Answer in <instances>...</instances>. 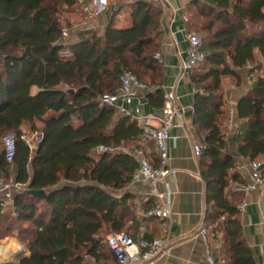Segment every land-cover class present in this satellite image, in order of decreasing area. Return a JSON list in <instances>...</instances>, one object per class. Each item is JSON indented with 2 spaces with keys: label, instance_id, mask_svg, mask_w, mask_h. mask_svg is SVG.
Here are the masks:
<instances>
[{
  "label": "trees",
  "instance_id": "16d2710c",
  "mask_svg": "<svg viewBox=\"0 0 264 264\" xmlns=\"http://www.w3.org/2000/svg\"><path fill=\"white\" fill-rule=\"evenodd\" d=\"M78 1L0 0V177L26 184L15 195L12 211L0 205V218L9 213L17 222L15 229L14 222L4 224L0 239L15 237L29 248L25 256L24 247L17 264H89L85 255L112 263L107 233L136 229L135 196L126 188L139 162L121 149L130 143L142 147L143 128L132 114H121L101 97L120 93L121 76L130 70L141 81L150 79L145 83L148 103L164 107V66L155 57L163 34L162 10L155 0H135L128 24L118 26L111 18L102 32L77 30L67 21L64 25L61 13L73 11ZM192 7L207 33L201 44L206 61L190 76L194 124L203 132L205 221L211 236L223 235L225 264H257L241 221L244 193L232 185L244 182L236 170L239 156L257 160L264 154L260 61L262 74L238 103L242 123L236 150L229 149L220 123L227 113L223 78L239 83V70L257 59L255 50L264 57V0H189V13ZM188 26L191 32L190 21ZM24 122L43 134L34 148L21 138ZM7 134L15 136L13 162L2 148ZM100 146L107 149L99 151ZM146 153L158 166L153 142ZM31 190L47 195L40 198Z\"/></svg>",
  "mask_w": 264,
  "mask_h": 264
},
{
  "label": "crops",
  "instance_id": "0c3cea01",
  "mask_svg": "<svg viewBox=\"0 0 264 264\" xmlns=\"http://www.w3.org/2000/svg\"><path fill=\"white\" fill-rule=\"evenodd\" d=\"M155 2L162 10L161 28L163 34L159 51L163 53L160 61L163 62L164 66V86L175 87L179 96L177 104L183 109L176 120V126L172 129L173 138L169 142V166L174 172L167 177L166 184L158 186L160 192L171 193L172 217L171 219L148 217L145 209L150 205H157L161 201L152 193L149 182L132 181L128 190L135 196L137 223L136 229H132L130 233L134 234V238H137L140 233H144L149 239L161 235L170 236L169 253L160 257L155 264H204L206 261V242L202 230L207 227L205 217L209 205L206 201V183L201 176L200 155L196 153L194 148L195 144H202L203 132L194 124V83L190 77L183 76L181 72V66L186 59L188 48L189 0H155ZM80 3L82 9L85 4H90L91 8H94L97 7L100 0H80ZM99 5L96 10H107L106 5ZM120 12L126 11L122 9ZM110 20L111 17L108 21L101 18L95 21L85 20L81 22V26L77 27V30L99 27L96 30L102 32ZM98 21H100L99 24H97ZM128 23L125 22L122 25ZM249 28L256 30L259 26L249 25ZM255 57L257 59L254 62L239 70V83L231 76L223 78L227 113L220 125L231 150L237 148L235 136L242 123L237 111L239 100L249 92L256 78L263 72L264 57L260 55L257 49L255 50ZM259 61L263 65L260 68L257 67ZM147 92L148 88L140 92L139 95L130 98L125 103L126 108L132 114L144 113L161 116L162 109L154 108L148 103ZM22 129L29 136H39L40 133L38 131L33 132L29 122H24ZM248 160L239 156L236 162V170L241 173L244 181L246 180V172L243 166ZM257 160L264 165V154L258 156ZM236 184L238 183L233 184L232 187H235ZM1 198L2 194L0 193V200ZM242 200H246L247 203L241 212L244 236L253 251L256 263L264 264V189L253 191L248 196L244 195ZM13 207L7 203V207L4 209L12 211ZM209 238L219 259H223L220 251L222 233H219L217 238L211 236L210 233ZM1 240L13 241L21 245L23 252L25 247L27 250L25 256L30 254L29 248L15 237H5Z\"/></svg>",
  "mask_w": 264,
  "mask_h": 264
},
{
  "label": "built area",
  "instance_id": "2783aa9c",
  "mask_svg": "<svg viewBox=\"0 0 264 264\" xmlns=\"http://www.w3.org/2000/svg\"><path fill=\"white\" fill-rule=\"evenodd\" d=\"M85 12H91V5L83 6ZM188 48L186 50V59L181 66L182 75L190 77L195 69L202 66L206 61V54L201 49L202 37L193 32H188ZM155 57L162 60L163 53L156 52ZM147 89V85L143 83L133 72L125 70L121 76V91L118 94H104L101 101L108 105L115 106L121 114H132L125 106V103L132 97L137 96L140 92ZM164 90V107L161 116H153L150 114L138 113L132 114L137 123L143 128L141 136L142 147L134 149L132 153L139 162V168L133 178V182L147 181L152 187V193L160 199V203L152 207L146 215L148 217H156L159 219H171L172 213L170 208L171 193L160 192L158 186L167 183V177L174 171L169 166L170 145L169 142L173 138L172 129L176 126V120L183 110L177 104L179 96L174 86L165 87ZM156 121V123H153ZM27 144L34 148V135L29 136L23 134ZM150 142H153L159 157V165L154 166L147 157V149ZM2 148L5 151L6 159L13 162L15 155V136L7 134L2 140ZM197 154H201V145L194 146ZM107 147L100 146L99 151L106 150ZM246 172V180L243 183L235 185L234 190L243 192L248 196L251 192L258 189H264V165L258 160H248L243 166ZM26 189V184L17 182L14 177L7 179L0 177V193L2 198L0 205L7 207V203L14 206L15 195ZM244 200L239 209L246 207ZM206 247V261L204 264H225L223 259L216 258L210 246V230L205 227L202 230ZM106 242L111 250L115 261L106 263L96 261L89 255L84 258L89 264H155L156 261L169 253L171 238L168 235L149 239L144 233H140L138 239H134L127 231H110L106 235Z\"/></svg>",
  "mask_w": 264,
  "mask_h": 264
},
{
  "label": "rangeland",
  "instance_id": "374dc122",
  "mask_svg": "<svg viewBox=\"0 0 264 264\" xmlns=\"http://www.w3.org/2000/svg\"><path fill=\"white\" fill-rule=\"evenodd\" d=\"M135 0H100V3H97V7L100 6L99 4H104L107 7V10H96L97 7L91 8V12H85L80 6V0L78 1V4L72 9L73 11L66 10L61 13V19L64 22V25L66 24V21L72 25L75 29L77 27L79 28L81 25V22H84L85 20H97L98 18L103 19L104 21H108L111 18L114 20V24L116 25H122L125 22L130 21L129 17V8L130 3ZM122 9H124L126 12H120ZM112 15V16H111ZM188 18L190 21V31L193 33H196L197 35L201 36L203 39L206 36V32L201 31L200 26L203 23V19L198 17L197 12L192 7L190 13L188 14ZM100 21L97 22L99 24ZM83 24V23H82ZM99 28V27H97ZM96 28V29H97ZM198 72V71H196ZM142 81L144 83H148L150 81L149 78H143ZM29 135V134H28ZM34 143L37 144V140L39 136L34 135ZM136 144L130 143L128 145L123 146L121 150L129 151L131 153L134 152ZM120 150V148H119ZM130 188V185L127 186V190ZM115 194H120V192H114ZM134 204L136 206V200H134ZM136 210V207H135ZM7 216L5 218H0V233H3L5 229L4 224H8L9 222H14V217L6 213ZM17 226V222H14L15 229ZM9 239V238H8ZM5 240V239H4ZM24 257V256H23Z\"/></svg>",
  "mask_w": 264,
  "mask_h": 264
},
{
  "label": "bare ground",
  "instance_id": "6f19581e",
  "mask_svg": "<svg viewBox=\"0 0 264 264\" xmlns=\"http://www.w3.org/2000/svg\"><path fill=\"white\" fill-rule=\"evenodd\" d=\"M23 254L21 245L13 241H0V263L8 261H19Z\"/></svg>",
  "mask_w": 264,
  "mask_h": 264
},
{
  "label": "water",
  "instance_id": "95a60500",
  "mask_svg": "<svg viewBox=\"0 0 264 264\" xmlns=\"http://www.w3.org/2000/svg\"><path fill=\"white\" fill-rule=\"evenodd\" d=\"M43 134L40 132L39 133V140L38 142L41 140ZM31 194H33L34 196H37V197H40V198H43L47 195L46 191L45 190H31L30 191ZM23 257H20L19 261L22 259ZM19 261H8V262H5V263H9V264H17Z\"/></svg>",
  "mask_w": 264,
  "mask_h": 264
}]
</instances>
